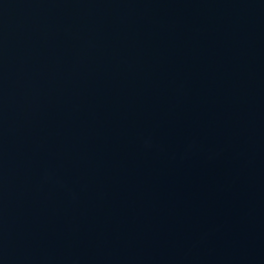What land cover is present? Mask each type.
<instances>
[{"label":"water","instance_id":"95a60500","mask_svg":"<svg viewBox=\"0 0 264 264\" xmlns=\"http://www.w3.org/2000/svg\"><path fill=\"white\" fill-rule=\"evenodd\" d=\"M0 264H264V0H0Z\"/></svg>","mask_w":264,"mask_h":264}]
</instances>
